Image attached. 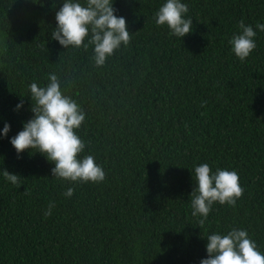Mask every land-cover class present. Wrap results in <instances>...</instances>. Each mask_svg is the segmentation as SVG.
<instances>
[{
	"label": "trees",
	"instance_id": "obj_1",
	"mask_svg": "<svg viewBox=\"0 0 264 264\" xmlns=\"http://www.w3.org/2000/svg\"><path fill=\"white\" fill-rule=\"evenodd\" d=\"M165 2L114 0L130 43L97 67L92 45L51 39L64 0H0V170L21 176L18 187L0 171V264H200L207 236L233 228L264 254V0H182V39L154 20ZM241 20L257 45L243 62L229 43ZM50 74L86 114L80 156L103 182L52 177L53 163L9 142L33 117L30 84ZM203 163L236 171L244 193L199 228L190 194Z\"/></svg>",
	"mask_w": 264,
	"mask_h": 264
},
{
	"label": "clouds",
	"instance_id": "obj_2",
	"mask_svg": "<svg viewBox=\"0 0 264 264\" xmlns=\"http://www.w3.org/2000/svg\"><path fill=\"white\" fill-rule=\"evenodd\" d=\"M114 0H64L63 6L56 13V27L51 39L65 49L69 46L87 50L94 47V64L97 67L105 65L121 45L130 43V32L126 19L117 16L113 7ZM188 5L182 0H166L154 14L157 26H167L170 35L183 38L193 29V20L185 18ZM239 32L229 41L232 51L240 61L248 58L256 48L254 37L256 31L243 20L238 24ZM256 29L264 32V24L257 23ZM88 42L85 39L89 37ZM49 83L39 86L36 82L30 84V99L33 117L23 125L10 139L18 157L25 151L35 150L43 155L55 167L52 177L70 182L99 183L105 180L102 166L95 162L92 155L81 158L85 143L76 131L85 121V113L80 106L61 91V83L57 75L50 74ZM203 106V105H202ZM23 107V99L17 105V111ZM11 126L5 123L0 135L8 136ZM4 178L11 184L21 186V176L0 170ZM196 185L190 194L192 216L202 217L199 228H202L209 216L214 203L235 206L236 201L243 196L244 189L240 186L236 171L217 169L212 172L207 163L195 166ZM74 188L69 187L64 195L72 197ZM54 202H50L45 217L52 215ZM207 258L200 264H264L262 254L257 244L249 237L246 230L233 228L227 234L213 233L206 238Z\"/></svg>",
	"mask_w": 264,
	"mask_h": 264
}]
</instances>
